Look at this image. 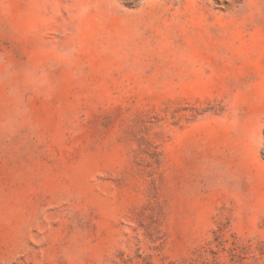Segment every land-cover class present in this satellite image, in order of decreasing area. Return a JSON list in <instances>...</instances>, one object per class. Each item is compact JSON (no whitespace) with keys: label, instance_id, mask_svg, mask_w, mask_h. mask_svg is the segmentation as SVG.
I'll use <instances>...</instances> for the list:
<instances>
[{"label":"rangeland","instance_id":"obj_1","mask_svg":"<svg viewBox=\"0 0 264 264\" xmlns=\"http://www.w3.org/2000/svg\"><path fill=\"white\" fill-rule=\"evenodd\" d=\"M0 264H264V0H0Z\"/></svg>","mask_w":264,"mask_h":264}]
</instances>
